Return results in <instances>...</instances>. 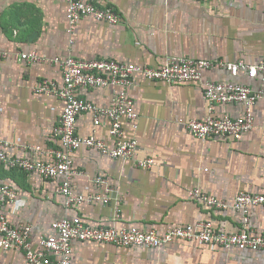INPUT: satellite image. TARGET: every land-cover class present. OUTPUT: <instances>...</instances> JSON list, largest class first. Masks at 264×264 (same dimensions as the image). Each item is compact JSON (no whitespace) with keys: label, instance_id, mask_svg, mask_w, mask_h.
<instances>
[{"label":"crops","instance_id":"crops-1","mask_svg":"<svg viewBox=\"0 0 264 264\" xmlns=\"http://www.w3.org/2000/svg\"><path fill=\"white\" fill-rule=\"evenodd\" d=\"M113 6L122 20L112 24L92 16L79 19L68 31V0H0V135L12 145L10 156L49 161L47 153L32 147H61L54 134L64 111L60 97L37 93L43 79L63 82L62 69L47 59L74 55L80 59H116L160 67L167 56L215 62L203 71L201 81L170 84L134 75L130 94L139 114L123 119L124 136L136 139L132 159L113 158L81 146L72 153L77 193H94L101 187L94 177L103 176L114 187L110 203H81L67 208L57 191L62 178H43L0 164V183L18 191L5 208L11 224L32 225V241L55 233L52 223L80 216L95 226H137L162 234L175 226L212 220L229 232L244 228L241 211L219 210L189 197L199 188L208 195L232 200L241 191L264 194V100L252 106L253 127L240 139L199 138L185 126L189 120L208 115L204 83L234 82L258 89L259 78L246 71L233 75L219 61L264 59V0H91ZM37 52L46 61L29 62L20 53ZM6 53L5 56L2 54ZM118 86L89 87L79 95L99 106H109ZM245 102L222 103L217 117L243 116ZM137 125V126H135ZM81 136L94 134L109 146L115 138L107 119L94 125L92 112L78 117ZM152 158L151 167L137 160ZM249 228L264 231V205L250 207ZM0 264H30L19 249H0ZM72 264H264V249L223 248L176 239L160 248L120 246L110 242L73 241Z\"/></svg>","mask_w":264,"mask_h":264},{"label":"built area","instance_id":"built-area-1","mask_svg":"<svg viewBox=\"0 0 264 264\" xmlns=\"http://www.w3.org/2000/svg\"><path fill=\"white\" fill-rule=\"evenodd\" d=\"M68 31L73 32L77 22L84 16H92L99 21L116 24L122 16L113 6H99L91 0H68ZM3 56L6 53L2 54ZM22 59L29 62L46 61L37 52L20 53ZM58 64L63 73V82L58 85L50 79H43L34 86L37 93L53 94L65 102L64 111L54 134L61 142V147L50 146L43 149L32 147L37 153H47L49 161L32 159L25 156H10L7 152L12 143L0 135V164L26 172H36L43 178H62L57 191L63 194L67 208L81 203H110L115 198V189L103 176L94 177V182L101 187L94 193H77L72 184L74 175L83 171L74 167L72 153L86 146L100 151L113 158L132 159L135 157L138 141L124 136L123 119L136 120L139 117L135 109L130 88L134 84V75L142 74L148 79L161 80L170 84L190 81H201L203 71L213 67L215 62L204 59H192L170 55L160 67L141 65L116 59H80L74 55L65 58L59 56L47 59ZM227 68L233 75L246 71L251 78H259L262 86L253 89L250 86L234 82L204 83V98L208 103V115L202 119H192L185 123L186 128L199 138L240 139L244 132L254 125L252 106L258 100H264V59L256 64L244 60L217 63ZM118 86V91L109 106H99L79 95V91L89 87ZM245 102L246 112L243 116L224 115L217 117L215 107L222 103ZM83 112H92L94 125L98 126L107 119L109 133L115 138L114 146H109L103 139L94 134L81 136L77 130V121ZM137 126V125H135ZM154 159L137 160V165L151 167ZM18 191L10 184L0 183V249L22 250L30 264H72L73 241L110 242L120 246H139L160 248L176 239L194 240L200 245L211 247H237L239 249H264V231L255 233L249 228L250 207L264 205V194L241 191L232 199H220L201 191L192 189L189 197L200 200L212 208L225 210L235 209L244 215V228L229 232L217 229L212 220L196 224L175 226L160 234L157 231L143 230L137 226H95L84 221L80 216L58 219L52 223L54 234L43 235L40 245L32 241V225L22 222L13 225L6 216L5 208L14 203Z\"/></svg>","mask_w":264,"mask_h":264}]
</instances>
